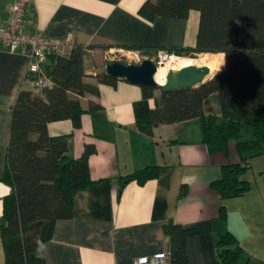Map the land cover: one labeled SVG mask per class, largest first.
Masks as SVG:
<instances>
[{
  "label": "crops",
  "instance_id": "obj_1",
  "mask_svg": "<svg viewBox=\"0 0 264 264\" xmlns=\"http://www.w3.org/2000/svg\"><path fill=\"white\" fill-rule=\"evenodd\" d=\"M10 1L0 0V23L7 16ZM142 1L30 0L25 29L41 30L61 42L71 39L91 47L88 51L102 50L105 54L139 53L131 46L158 50L195 44L196 10L187 18L155 16L147 20L138 12ZM30 53L29 45L15 51L0 47V176L11 104L21 88L35 90L26 77ZM93 68L86 65L87 81H94L91 75L97 70ZM98 89L97 95L80 97L85 111L79 126L74 127L69 119L47 125L52 136L69 135V157H80L88 144L95 151L88 156L92 182L74 194L72 217L58 220L52 237L39 248L45 264H133L142 255L168 253L170 237L163 230L168 221L189 229L188 264H219L216 242L227 231L242 246L235 264H264V202L257 200L250 206L248 201L257 198L258 192L250 189L241 196L221 200L209 186L223 163L237 161L235 147L230 145L229 157L210 154L199 117L140 130L133 110L134 101L142 97L140 85L118 79L115 86L101 83ZM212 94L204 98L202 111L219 116L221 109L212 112L206 107ZM90 101L100 108L88 111ZM149 104L152 106L153 101ZM153 164L158 165L157 174L143 183L125 178ZM9 191L0 179V264L4 263L3 197ZM236 198L244 200L237 223L228 212L229 202ZM220 204L226 208V218L220 215Z\"/></svg>",
  "mask_w": 264,
  "mask_h": 264
},
{
  "label": "trees",
  "instance_id": "obj_2",
  "mask_svg": "<svg viewBox=\"0 0 264 264\" xmlns=\"http://www.w3.org/2000/svg\"><path fill=\"white\" fill-rule=\"evenodd\" d=\"M191 10L198 12L195 44L165 50L188 57L217 54V71L221 70L192 88L164 91L159 86H140L142 97L133 103L136 125L150 131L160 124L199 117L203 142L210 154L229 157L234 141L238 160L223 163L219 176L209 184L221 200L234 198L251 188L244 177L249 159L264 153V0H143L138 12L152 20L155 16L187 18ZM90 48L74 43L66 53H48L43 68L50 84L33 87L35 90L21 88L11 104L0 176L10 187L3 197V264H45L39 253L41 244L52 237L58 220L72 217L74 194L92 182L88 156L95 151L94 146L86 145L80 157H69V135L52 136L47 129L49 122L63 119L79 126L85 111L80 97L97 95L101 83L115 86L118 79H124L104 69L91 75L94 81H87L86 56ZM131 48L150 59L157 51L148 46ZM26 77L34 78L29 72ZM212 93L218 95L219 116L202 111L204 98ZM98 108V103L89 102L88 111ZM245 116L251 127L249 139L241 138ZM157 171V164L147 165L125 178L143 183ZM219 211L226 218L223 204ZM163 230L170 237L168 264H188L189 229L168 221ZM216 249L219 264H235L242 252L231 231L217 240Z\"/></svg>",
  "mask_w": 264,
  "mask_h": 264
},
{
  "label": "built area",
  "instance_id": "obj_3",
  "mask_svg": "<svg viewBox=\"0 0 264 264\" xmlns=\"http://www.w3.org/2000/svg\"><path fill=\"white\" fill-rule=\"evenodd\" d=\"M29 1H10L7 16L0 23V47L15 51L29 45L31 53L27 72L34 76L31 79L33 87L41 88L50 84V79L43 68L47 54L51 52L66 53L74 46V42L71 39L61 42L57 38L46 36L41 30L27 32L24 23ZM172 55L173 53L165 49H158L154 57L157 59V63H160ZM133 264H168L167 253L157 252L151 255H142L137 257Z\"/></svg>",
  "mask_w": 264,
  "mask_h": 264
},
{
  "label": "rangeland",
  "instance_id": "obj_4",
  "mask_svg": "<svg viewBox=\"0 0 264 264\" xmlns=\"http://www.w3.org/2000/svg\"><path fill=\"white\" fill-rule=\"evenodd\" d=\"M206 54V53H204ZM204 54L198 53L196 54V56L193 57H189V58H198V57H202ZM176 55V54H173ZM176 56H180V55H176ZM181 57H188V56H181ZM143 58L140 55V53L134 54V53H128V52H113V53H107L105 54L102 50L101 51H90L87 53L86 56V65L87 66H94L93 70H97V71H101L104 70L107 62L108 61H121L123 63H139ZM152 60L154 61V63H156V65H158L159 63H157V59L154 57V55L152 56ZM166 61H164L163 63H161L160 65H163ZM181 68V67H180ZM167 71L165 72V74H167L170 70H176V69H166ZM217 71V69L215 70V72ZM214 73H211L209 77L213 76ZM164 74V75H165ZM158 93V91H157ZM215 99V100H214ZM216 101V102H215ZM215 102V103H214ZM218 96L216 93L212 94L208 99H207V105L206 107L209 108L208 110H211L212 112H217L220 109L219 103H218ZM242 129H241V138L243 139H249L251 138V127L249 124V117L245 116L242 122ZM233 147H235L234 145V141H232ZM234 154L237 157L238 160V154L236 153V151L234 150ZM250 167L248 168V170L246 171V173L244 174V177L247 178L250 183H251V188L250 189H254L256 192H258V197L256 198L255 196H253V198L249 199L248 201L251 202L250 206L253 205L257 200L262 204V202H264V153L258 154V155H253L250 159ZM234 202H229L228 204V212L229 215L231 217V219H233V221L235 223H237L240 219V216L238 213H241L240 211V205H242V202L244 200H241L236 198L234 200H232Z\"/></svg>",
  "mask_w": 264,
  "mask_h": 264
},
{
  "label": "water",
  "instance_id": "obj_5",
  "mask_svg": "<svg viewBox=\"0 0 264 264\" xmlns=\"http://www.w3.org/2000/svg\"><path fill=\"white\" fill-rule=\"evenodd\" d=\"M156 63L150 58H143L139 63H123L112 61L105 70L108 74L123 77L125 80L140 86H159L164 91L178 88H192L208 79L210 69L207 65L190 64L177 70H170L163 84H158L154 78ZM210 78V77H209ZM126 181H123L121 187Z\"/></svg>",
  "mask_w": 264,
  "mask_h": 264
},
{
  "label": "bare ground",
  "instance_id": "obj_6",
  "mask_svg": "<svg viewBox=\"0 0 264 264\" xmlns=\"http://www.w3.org/2000/svg\"><path fill=\"white\" fill-rule=\"evenodd\" d=\"M164 61L166 62L163 65H160ZM190 64H194L198 66L207 65L210 69V74H211L214 73L215 70L218 68V58L216 55L210 53H206L202 57H198L196 59L172 55L157 65L154 78L158 84H163L166 79L167 74H165V72L167 71L166 70L167 68L177 70L180 69V67L182 68Z\"/></svg>",
  "mask_w": 264,
  "mask_h": 264
}]
</instances>
